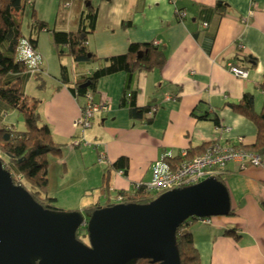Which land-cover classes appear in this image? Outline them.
Masks as SVG:
<instances>
[{"label": "crops", "instance_id": "0c3cea01", "mask_svg": "<svg viewBox=\"0 0 264 264\" xmlns=\"http://www.w3.org/2000/svg\"><path fill=\"white\" fill-rule=\"evenodd\" d=\"M219 1L224 15L215 11ZM8 8L18 21L22 40L35 39L43 62L40 73L13 77L20 78L26 95L39 100L40 117L61 144L58 153L47 156L48 196L58 198L48 187L54 180L51 172L57 174L60 186L78 166L80 198L75 201V195L63 194L73 210L86 215L89 207L115 202L118 191L133 192L135 183L145 181L149 164L164 154L178 157L214 140L236 144L241 137V147L254 141V123L230 104L250 93L259 111L264 100L258 87L264 73V0H10ZM90 9L96 11V20L86 47L96 60L77 62L59 56L51 30L87 26L85 14ZM177 10L185 13L182 19ZM36 20L46 26L39 29ZM154 41L164 54L163 66L133 73L125 92L126 72L100 78L92 97L96 103L105 102L106 109L94 115L83 133L75 128L84 99L74 97L68 86L104 65V58L125 53L130 44ZM238 44L243 58L255 59L254 65L237 60L247 70L246 78L233 75L227 67L236 61ZM61 68L67 83L62 82ZM130 101L154 110L133 119L128 115ZM8 111L0 102V116ZM222 127L230 129L222 131ZM81 136L89 148L72 149L71 140ZM100 153L105 164L97 162ZM120 157L127 159L122 176L110 167ZM223 178L231 213L210 217L209 224L193 221L188 229L201 264H264V164L230 161Z\"/></svg>", "mask_w": 264, "mask_h": 264}, {"label": "water", "instance_id": "95a60500", "mask_svg": "<svg viewBox=\"0 0 264 264\" xmlns=\"http://www.w3.org/2000/svg\"><path fill=\"white\" fill-rule=\"evenodd\" d=\"M84 83L82 87H86ZM230 211L225 184L208 177L172 189L147 203H114L94 209L44 208L0 160V264H180L176 230L189 218ZM85 227L87 242L76 238Z\"/></svg>", "mask_w": 264, "mask_h": 264}, {"label": "trees", "instance_id": "16d2710c", "mask_svg": "<svg viewBox=\"0 0 264 264\" xmlns=\"http://www.w3.org/2000/svg\"><path fill=\"white\" fill-rule=\"evenodd\" d=\"M9 4L10 0H0V102L8 110H15L22 115L23 128L15 129L13 126L3 123L2 119L0 120V160L3 167L11 174L12 181L15 184L23 186L32 198L44 208L55 210L56 208L52 205L54 198L49 197L47 194V156L51 153H58L61 144L53 140L49 126L42 121L38 111L39 100L26 95L20 83V78L13 77L14 75L29 73L36 75L43 68L41 67L39 71L32 73L27 69L23 60L19 58L18 46L22 38L18 21L8 8ZM223 5L220 1L215 3L214 8L218 15H224ZM85 17L88 20L87 26H81L74 31L51 30L53 44L59 56L68 55L77 62H93L96 60L95 55L85 45L87 35L95 28L96 11L88 10ZM35 23L39 29L46 26L44 22L37 20ZM24 41L35 49V39L28 38ZM243 56L244 54L237 53L235 56L236 61H233V64L239 66L237 64L238 59L250 65L255 64L254 58L250 56L243 58ZM164 61V54L156 45L132 43L125 53L104 58V65L97 67L89 76H82L74 81L72 86H68V89L74 97H83L86 91L91 93L96 91L95 87L100 78L124 71L127 74L123 88L125 92L130 86L133 73L161 68ZM64 73V68H61L62 82L67 83ZM84 83H88V85L82 87ZM258 87L264 95V73ZM128 95L130 96V94ZM123 98H125V93ZM123 98H121V101H123ZM230 105L234 111L251 120L256 127L254 141L251 144L244 145L243 149L255 153L264 161V100L259 111L254 109L253 96L250 93H244L238 102ZM147 112H149L147 107H137L133 101L129 102V117L141 119ZM0 117L3 118V112H1ZM205 117L201 116L200 118ZM213 120L217 122V119L213 118ZM204 145L188 149L186 157L202 153L205 149ZM3 157L7 158L6 163L3 161ZM178 158L174 157V159ZM126 164L127 159L120 157L110 164V167L115 170H122L123 175H125ZM17 176H21V179L19 180ZM217 179L224 183L223 175L217 177ZM135 185L136 183L131 193L117 192V196L122 198L121 202L147 203L151 200L142 193L141 186L135 187ZM112 204L114 202L103 206L94 205L85 209V214L88 216L94 209ZM229 213L231 212L229 211ZM193 221H195L194 218L187 219L175 233L180 264H201L192 234L184 230ZM85 236L86 234L80 238V234L76 232V238L82 242ZM135 264L151 263L148 259H139Z\"/></svg>", "mask_w": 264, "mask_h": 264}, {"label": "built area", "instance_id": "2783aa9c", "mask_svg": "<svg viewBox=\"0 0 264 264\" xmlns=\"http://www.w3.org/2000/svg\"><path fill=\"white\" fill-rule=\"evenodd\" d=\"M64 7H68L69 3L65 2ZM177 16L182 19L185 16L183 11H176ZM206 26V23L203 24ZM87 43L85 42V45ZM157 45V41L153 42ZM238 54H240L242 45H237ZM18 56L26 64L30 72L39 71L42 67L41 55L33 49L26 41H20L18 46ZM35 61V64H30L29 61ZM228 70L235 76L240 78L247 77V70L245 68L234 65L232 62L227 63ZM84 103L79 108V115L73 122L75 128L83 131L91 126L94 115L100 109H106L105 102H94L92 93L86 91L83 95ZM154 109L149 110L152 113ZM229 127H222L220 130L229 131ZM243 139L237 138V143L231 142L220 143L217 140L210 142L201 154L192 157H186V151L181 152L178 159H174L168 154L155 159L149 164L148 171L150 178L147 181L137 182L135 187L141 186L142 193L154 199L163 192L179 189L186 186L196 184L208 177H219L224 175L226 164L230 161L249 162L252 165H263L264 161L253 152H249L241 147ZM83 136L80 138H73L70 142V147L75 148L80 145H85ZM99 161H104L105 157L102 153L98 156ZM118 175H123L122 170H117ZM114 203L122 201L121 196H117ZM203 224L210 223V217L194 218Z\"/></svg>", "mask_w": 264, "mask_h": 264}, {"label": "rangeland", "instance_id": "374dc122", "mask_svg": "<svg viewBox=\"0 0 264 264\" xmlns=\"http://www.w3.org/2000/svg\"><path fill=\"white\" fill-rule=\"evenodd\" d=\"M3 117L5 118L4 122L11 123L15 129L23 128V117L17 111L9 110L7 113L3 112ZM79 130H81V129H79ZM69 146H70V143H69ZM85 147L89 148V145H82L80 148H85ZM72 149H76V148H72ZM77 149H79V147ZM3 161L6 163L7 158L3 157ZM97 162L105 164L106 160L99 161L98 157H97ZM72 171H73V173L72 174L70 173L69 178H67L65 180V183L60 185V186H59V184H57V181H58L57 180L58 177L56 176L57 174H54L53 172H51V177H54V180L50 181V186H48V187H49V189L55 191V193L58 195V198H57V196H54V195L52 196V197H56V199H54V202L52 203V205L58 210L73 211V209H76V208H74L75 206L72 207L68 204L69 198L67 197V195H66V197H65V195L63 196L64 193H69L70 195H75L76 196L75 201L78 198H80L79 195L82 193L81 191H82L83 186L81 185L82 184L81 173L78 170V166H76L75 169L72 168ZM17 178L20 180L21 176H17ZM149 178H150V173L148 171V173L145 175L144 180L147 181ZM47 194H48V192H47ZM74 205H76V204H74ZM197 223H200V222L198 221ZM190 227H191V224L187 225V227L184 228V230L189 231L188 229H190ZM77 233L80 234V238H81L82 235L86 234L85 227L84 226L80 227L77 230ZM83 242H87V235L85 237H83Z\"/></svg>", "mask_w": 264, "mask_h": 264}, {"label": "clouds", "instance_id": "9594fccd", "mask_svg": "<svg viewBox=\"0 0 264 264\" xmlns=\"http://www.w3.org/2000/svg\"><path fill=\"white\" fill-rule=\"evenodd\" d=\"M29 63L34 65L35 64V61L32 60V61H29Z\"/></svg>", "mask_w": 264, "mask_h": 264}]
</instances>
